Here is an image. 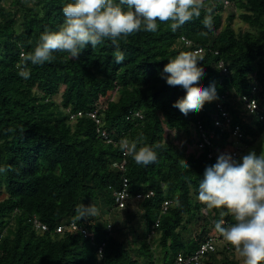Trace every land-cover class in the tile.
I'll use <instances>...</instances> for the list:
<instances>
[{
	"label": "trees",
	"instance_id": "16d2710c",
	"mask_svg": "<svg viewBox=\"0 0 264 264\" xmlns=\"http://www.w3.org/2000/svg\"><path fill=\"white\" fill-rule=\"evenodd\" d=\"M224 1L205 0L201 17L175 32L171 22H158L155 33L141 31L121 40L122 64H116L114 46L105 41L95 50L89 45L75 59L56 52L55 59L43 65L29 62L30 78L24 79L16 67L21 52H31L45 30L59 29L63 4L70 0H0V167L9 169L0 173V264H170L179 253L195 251L207 235L204 225L198 235L188 236L192 221L209 216V226L221 219L225 226L234 223L226 209L201 213L198 186L205 168L216 160L188 151L183 143L192 142L198 121L213 129L210 116L227 90L234 99L238 93L250 94L256 84L254 96L264 113V0ZM227 5L231 7L224 17ZM209 13L212 31L201 22ZM181 37L192 46L181 45ZM196 46L206 48L197 57H202L198 64L205 71L200 85L215 84L218 98L185 116L173 107L185 91L169 86L162 73L168 60ZM220 60L228 73L217 67ZM105 97L98 114L114 144L98 137L87 114ZM67 109L82 115L70 119ZM135 111L142 118L132 117ZM230 111L233 124L239 123L245 134V146L253 144L264 131V119L251 126ZM214 129L223 144L228 143V132ZM141 136L138 147H154L158 157L148 166L124 157L119 144ZM123 158L124 169L113 165ZM124 178L132 196L153 192L135 201L142 231L139 234L134 224L123 226L128 230L122 235L130 238L119 237L121 227L104 217L116 208L115 192ZM164 201L170 203L162 212ZM81 203L95 204L100 214L76 221ZM129 203L118 210H126ZM33 217L48 230H36ZM70 222L90 229L93 239L79 231H55L58 224ZM219 253L215 244L202 264H241L227 256L220 260Z\"/></svg>",
	"mask_w": 264,
	"mask_h": 264
},
{
	"label": "clouds",
	"instance_id": "9594fccd",
	"mask_svg": "<svg viewBox=\"0 0 264 264\" xmlns=\"http://www.w3.org/2000/svg\"><path fill=\"white\" fill-rule=\"evenodd\" d=\"M204 8L205 0H70L63 4L64 21L59 29L45 30L31 52H21L16 65L18 75L30 78L29 62L43 65L53 61L56 52L67 53L69 58L75 59L89 45L95 50L105 41L114 46L116 64H122L125 57L120 50L121 40L141 31L155 33L158 22H171L170 28L175 32L193 19H199ZM201 22L212 31L210 13L204 15ZM199 61L202 57L181 52L168 60L163 69L166 83L185 91V95L173 104L185 116L190 112L198 113L205 103L218 98L215 84L207 88L200 85L205 71ZM142 139V136L131 141L123 139L120 147L137 165L148 166L157 162L158 157L154 147H138ZM8 170L0 167V173ZM197 200L203 205L202 214L214 209H226L231 214L234 223L225 226L221 219L214 228L235 249L242 264L264 262V149L259 155L251 150L238 159L229 153L218 155L216 163L205 168ZM98 215L95 204L85 206L81 203L75 209L74 218L80 221Z\"/></svg>",
	"mask_w": 264,
	"mask_h": 264
},
{
	"label": "built area",
	"instance_id": "2783aa9c",
	"mask_svg": "<svg viewBox=\"0 0 264 264\" xmlns=\"http://www.w3.org/2000/svg\"><path fill=\"white\" fill-rule=\"evenodd\" d=\"M224 4H228V1H224ZM179 43L186 47H191L192 42L185 37L179 39ZM191 53L198 56H203L206 53V48L202 46H196L191 49ZM217 54V51H215ZM217 67L221 69L223 73H228V68L222 60L218 61ZM257 92V85L254 84L251 87L250 94H240L238 93L234 99L229 96L230 91H226L222 95V101L216 102L215 112L211 114V120L213 124V129L206 128L201 122H197L196 126L193 127L191 131L192 142L185 143L187 150L195 152L197 155L201 153H206L207 158L217 160L218 155L222 153L232 154L234 158H238L242 150L246 147L244 144L245 134L241 130L239 123L233 124L232 115L230 109L236 111L238 118L251 126L254 125L255 121H261L264 119L263 109L260 106L258 100L254 96ZM105 98H100L92 109L88 111V116L95 123L96 134L100 139L106 143H115L110 134L104 129L103 121L100 118L98 111L104 108ZM255 101V104L252 103ZM69 113V118L74 119L77 116L82 115L81 111L71 112L67 109ZM132 117L142 118V114L139 111L130 112ZM218 128L222 132H228L229 141L223 144V141L215 133V129ZM121 141H119L120 144ZM182 142V141H181ZM122 155L125 157L126 154L122 151ZM114 166L119 169H124L125 158L120 162L113 163ZM153 192L150 190L146 194L136 193L132 196L128 190L127 179L124 178L122 186L119 190L115 192V202L117 209H124L127 204L131 201L142 200L145 197L152 195ZM169 201H164L162 205V212H165L169 206ZM34 228L40 232L48 230V227L41 223L37 218L33 217ZM158 219L156 221L157 225ZM79 231L83 237L93 239L94 233L85 226L78 225L75 222H70L68 224H58L55 231L62 233L63 231ZM107 230H112V225L108 223ZM215 235L207 234L205 238L199 243L198 248L190 254L179 253L176 258L170 264H202L204 257L207 253L213 252L215 250ZM104 243L99 246L98 253L99 256L102 255Z\"/></svg>",
	"mask_w": 264,
	"mask_h": 264
},
{
	"label": "rangeland",
	"instance_id": "374dc122",
	"mask_svg": "<svg viewBox=\"0 0 264 264\" xmlns=\"http://www.w3.org/2000/svg\"><path fill=\"white\" fill-rule=\"evenodd\" d=\"M230 5L232 6L231 3H230ZM230 5H227V7H225L226 9H224V13H223L224 17L227 15V11L231 7ZM114 96H115V94H114ZM262 149H264V131L260 135V137H258V139L253 144L246 146L242 150V152L240 153L239 157L242 156V155L247 154L251 150H254L257 153V155H259L260 152L262 151ZM99 214H100V212H99ZM127 214H128V216H130V215L133 216L130 219V222L132 220L131 223L130 222H128V223L126 222L127 217H128ZM140 216H141V212L138 209L137 202L131 201L129 203V206L127 207L126 210L120 211V210H118L116 208H112L110 210V214L109 215H105L104 217H105V219H108V220L111 221V223L113 224V227H115V228H120L121 227L120 232H118V234H120L119 237L125 238V236L128 237V235H122V233L124 232V229H125V233H126L128 228H124L123 226L128 227L129 224H134L135 226H137L138 233L139 234L141 233L142 227L139 225ZM104 217H101L100 219H103ZM205 219L206 220H202L201 219L198 222L192 221V223L189 225V231L186 232L188 234V236L194 237L195 235H198L200 233V227H203L204 225H207L208 226L207 234L215 235L216 238L219 239L215 243L216 246H217L218 251H221V253H219L217 255V257L220 260H222V258H224V256H227L228 258L235 259V260H237L238 262H240L242 264V258L239 257V255H238V253H236L235 249L231 245H229L226 241H224L222 237H219V233H217L215 231V228L213 226H209L210 223H212L213 220H211L209 216H207ZM128 238H130V237H128ZM225 249H227V251L225 253H222Z\"/></svg>",
	"mask_w": 264,
	"mask_h": 264
}]
</instances>
